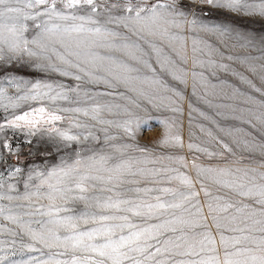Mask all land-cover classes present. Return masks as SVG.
I'll list each match as a JSON object with an SVG mask.
<instances>
[{"label":"snow or ice","instance_id":"1","mask_svg":"<svg viewBox=\"0 0 264 264\" xmlns=\"http://www.w3.org/2000/svg\"><path fill=\"white\" fill-rule=\"evenodd\" d=\"M189 77L192 95L216 115L259 125L264 136V99L251 94L264 97V0H0V264H264V160H228L224 152H236L203 125L224 152L190 134L189 151L224 161L193 157L198 176L252 203L214 196L199 181L201 205L179 169L147 167L187 166L182 156L154 155L137 135L151 127L146 105L163 108L177 115L158 121L159 146H184L185 95L169 80L186 89ZM209 95L253 107L213 105ZM189 109L190 126L198 111L264 156V139Z\"/></svg>","mask_w":264,"mask_h":264},{"label":"rangeland","instance_id":"2","mask_svg":"<svg viewBox=\"0 0 264 264\" xmlns=\"http://www.w3.org/2000/svg\"><path fill=\"white\" fill-rule=\"evenodd\" d=\"M250 27L258 28L259 25H250ZM29 35H31V33H29ZM188 67H189V69H191V62L190 61H189ZM240 70L244 71V69H240ZM246 74L251 76L250 73H246ZM221 78H226V79H229L230 81H232L233 83H237L238 86L243 91H249L244 85H239V82L234 81L233 78L230 76L225 77L224 74H221ZM252 78L254 79V81L259 86L260 81L258 79H256L255 77H252ZM169 83H173L176 87L180 88L182 91H184V95H185V99L182 101L183 114H182V116L178 117V121H177L178 124L180 125V127L178 128V131H179V134L181 135V137L183 139L184 146L183 147H160L159 146L158 141L162 137V134L164 132V128H163L162 124L158 123V121L172 117V116L177 115V114L172 113L171 111H168V110L163 109V108H161L159 110H154V109H151L150 105H146V107H148L150 109V115L152 117V120L150 121L151 127H150V129L145 128L140 133H138L137 142L142 146H147L153 152L154 155H165V156H167L170 154L173 156H182L188 161V163H187L186 167H182L179 163L165 159V160H162L156 164L147 165V167L159 168L161 166H169V167L179 169V171L182 174H186L191 179L195 191H197L199 193V196L197 197V199L199 200L201 205L205 204V195H204V192L200 190L201 189V183L199 181H202L203 184L212 192V194L214 196H225V195H227L234 202L241 201L242 203H252L251 200H247L245 198L239 197L235 193L226 192V190H224V189H217V187L212 183V181L210 179H207L203 176H198L197 169L192 167L193 157L199 156V159L196 161L197 164L202 163L205 165H207V164L215 165V164H222V163H224V161L221 159H209L206 156L201 155L200 153H196L194 151H189L187 145L189 143L190 134H191V138H192L194 143H201L202 141L207 142L208 144H210L214 148L215 151L224 152V149L219 144H216V142L214 140H211V138H209L204 132H201L199 127H197L198 125H203L205 130L211 129L215 135L219 136L221 139L225 140L227 143H229L231 145L233 150L236 152V156L233 157L229 153L224 152V156L228 160H233V159H236L238 157H244L245 159H243V164H250V163H253V160L254 161L264 160V156L259 155V153H249L248 151H246L243 148V145H240L239 147H237V144H235L233 142L232 136H228L225 133L220 132L213 123H211L209 120H206L203 117H201L199 115L198 111H192L191 112V126H190V123H189V112H190L189 103H191L195 109H198L199 111H203L209 117H212L222 127L243 128L249 132H252L253 135H255L257 137V139H264V136H261L260 131L258 130L259 125H257V129L254 130L248 124H242L238 120L231 119V118L223 119L221 116L216 115L217 109H215L214 107H209L208 104L204 102V100L198 99L197 96L192 95L191 77H189L188 86L186 89L184 88L183 85L175 84V82H173L171 80H169ZM251 94L253 96H256L257 99H264V97H260L258 93L252 92ZM198 95H202V92H200L199 90H198ZM206 99L211 101V103L213 105L220 104V103H226V104L239 105L242 108L243 107H253L252 105L244 104L242 102L243 101L242 97L236 98V99L221 100L217 95H209L206 97ZM119 102L123 103V101H119ZM219 111L225 112L227 115H229V117H231L233 115V113H231V111L229 109H219ZM140 115H144V113L141 112ZM235 115H239V113H235ZM109 118L115 119L118 117H109ZM81 119H83V117H81ZM253 123L255 124L256 121L253 120ZM63 126L67 127L68 122L65 121L63 123ZM111 131L115 132L116 130L112 129ZM235 136L238 139H246L247 138V137H242L241 134H235ZM21 139H23V137H21ZM33 139H34V144L35 143H41V145H43V142L40 141L39 137H36ZM121 142L122 141H113L110 143H121ZM129 142H131V141H129ZM100 146H103V142L101 145H98L97 147H100ZM28 147H29L28 145L24 146L25 151H24L23 159H25L27 162H31L33 158L29 157L27 155V148ZM106 150L111 151V149H108L107 147H106ZM134 155L139 156L140 154L134 153ZM250 156L253 159H248V157H250ZM58 161H59V156H55L54 159H51L48 162L57 163ZM10 162H14V161L10 160ZM260 171H264V169H260ZM140 186H145V185L142 183ZM172 186L181 187V185L179 184L178 181L174 182ZM126 187H132V185H126ZM74 207L78 211H81L84 209V205L82 203H77L76 205H74ZM184 215L187 216V213H185ZM204 215H207V207L206 206L204 207ZM207 223L210 226L211 234L215 237V239L218 243L219 242V233L217 232V229L214 226H211L212 225L211 218H209L207 220ZM221 223L224 224V221H221ZM238 223L239 222H237V224ZM237 224H233L232 226L235 227V226H237ZM239 226L242 227L243 225L239 224ZM226 235H240V233H226Z\"/></svg>","mask_w":264,"mask_h":264}]
</instances>
